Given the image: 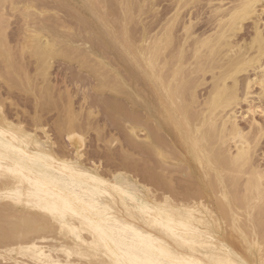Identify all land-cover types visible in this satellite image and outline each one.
Wrapping results in <instances>:
<instances>
[{"label": "bare ground", "instance_id": "bare-ground-1", "mask_svg": "<svg viewBox=\"0 0 264 264\" xmlns=\"http://www.w3.org/2000/svg\"><path fill=\"white\" fill-rule=\"evenodd\" d=\"M7 1L0 0V15L3 14V4ZM68 1L70 3L71 0ZM86 1L100 9L103 6L101 0ZM182 1L188 3L195 0ZM113 3H110L111 6ZM131 3L132 0H125L121 3L125 14L135 10L133 8V11L131 10ZM185 3L183 6L186 5ZM241 3L242 0H235L228 9L227 7L225 10L216 8V12L221 14H219L220 17L217 19L213 32L204 37L197 35L198 38L195 37L196 39L191 37L194 41L191 42L189 48L186 46L185 38L169 51H166L167 48L173 45L175 41L174 31L172 32L174 19L167 23L159 35L157 34L153 39L150 37L151 40L147 41L148 43L142 44L144 38L137 41L129 33L126 25L129 19L125 15L124 19L121 17L118 22L112 18L117 26L114 30L110 28V32L122 49V56L125 59H132L141 70L147 87H149L154 101L156 100L159 118L152 119L151 123L154 121L153 126L151 125L152 128L148 123L150 129L143 125L140 129V126L133 124L134 122H129L125 126L128 130L126 140L133 149L121 147L123 150H119L122 152V162L115 165L118 167L109 166L104 169L101 168L102 165L99 166L94 161L90 166L86 165L85 159H88L84 152L86 131L81 123L78 124L82 122L78 120L81 118V111L79 113L73 109L68 91L55 93V87L51 86L48 79L51 62L57 57L73 59L75 51L69 47H59V42L54 37L49 38L43 35L41 30L33 28L36 33L35 37L25 39L24 35L21 43L16 42L17 45L14 44L15 49L18 47L17 51H14L12 49L14 46H10V41L8 43L4 32L3 38H0V82L8 89L17 88L22 91H31L39 111L43 109V111L48 109L50 112L51 109L59 111L60 116H58V123L56 124L57 132L60 137L64 136L62 139L67 140L72 155H69L65 150L68 148L65 146V142L63 146V143L61 144V142L56 141L57 139L51 138L48 130L45 129L43 116H40L41 112H38L40 115H33L31 130L26 128L20 120L21 118L17 120L14 118L15 120H13L5 112L0 117V131L4 132V136H0V141L3 142L0 145V150L4 152L2 161L5 168L4 174L7 175V168L15 167L17 163H20L24 169V176L27 178L0 179V193L17 194L15 202L7 198L0 199V205L10 209L7 213L4 212V216L0 218V264H51V261L69 264L70 260L76 264H95V258L90 261L86 253L93 243L100 241L89 221L98 219L105 208L109 210L108 214L113 216L114 220L121 221V225L127 223L135 226L146 236H151L154 241H162L166 246H174L176 242L166 229L156 223V218L166 221L170 217L176 224L182 218L191 219L194 227H199L201 230L209 229V234L213 235L212 243L215 247L197 248L194 253H191L193 258L200 261L201 264L204 261H208L209 264H213V261H216L217 264H237L238 259L259 264V248L253 247L250 251L249 245L253 242L255 244L264 243V182L260 176L264 167L257 162L255 157L262 131L257 121L255 124L252 123V120H255L254 117L250 118L248 127L240 125L236 115L238 108H235L244 101V96L253 101L257 100L258 102L259 100L258 81L261 78L260 69L264 65H261L260 29H258L256 21L252 25L253 32L248 33L247 45L242 47L245 42V39H242V45H236L234 53L232 50L234 54L232 58L231 55L230 57L224 56L229 53L226 50L231 51L233 49L230 44L232 37L234 38L236 33H239L238 31L243 28L244 22L250 19H241L238 26L234 24L232 18L239 10ZM81 5L83 4L81 3ZM109 6L106 9L108 11ZM143 6L141 8L144 10ZM180 6L177 8L179 9ZM92 10L94 11V9ZM84 11L87 12V10ZM79 13L84 16L83 12ZM130 14L129 16H132ZM101 16L103 15L101 14ZM24 17L26 18L25 13ZM183 22L185 23V21ZM105 24L109 23L105 22ZM190 27V24H184L182 26L184 33L187 34L192 28ZM25 30L27 31V29ZM42 30L45 29L42 28ZM105 41L107 42V40ZM50 44L52 47H49ZM119 47L116 48L120 49ZM82 50L85 51L83 48ZM81 53L78 56L80 65L90 68L99 76V84L96 87L98 92L101 94L110 92L119 97L124 94L129 100L133 96L140 97V94L130 92V86H127L125 77H121L118 73L116 75L112 73L111 78H109L107 71L102 68L104 66L100 59L90 56V54ZM27 54L33 57L36 62L32 74L23 64V58ZM223 56L229 58L226 64L219 61L221 57L224 58ZM90 57H94L91 60L94 59L95 64L90 63ZM132 61L130 60V62ZM246 64L247 67L244 66ZM249 70L254 72H252L253 77L247 73ZM119 73L121 74V72ZM246 73L248 75L245 76ZM206 74L210 76V80L207 81H210L208 83L210 87L205 94L200 95L199 88L207 83ZM230 76H234L236 79V86L241 93V99L239 103L231 106L230 110H226L221 103V93H227L228 89L232 87L229 81ZM37 79L41 82L38 88L35 84V81L38 83ZM250 82L251 91H249ZM254 85L257 87L255 90L253 89ZM252 94L256 97L250 96ZM5 100L6 98L0 95V107L4 108ZM118 105L119 103L114 101L110 106L115 110L118 109ZM145 105L147 104L145 103ZM247 105L248 109L246 110L249 112L252 105L249 103ZM92 114L93 111L89 110L87 116ZM123 119L124 117H122V122ZM83 122L87 121L83 120ZM124 122L127 123L126 120ZM235 129H239L240 133L243 134V141L234 135ZM37 130L41 131L44 138L38 135ZM96 130V135L99 137V129ZM138 132H143L140 142L136 140ZM165 133L168 135L172 133L177 138L181 149V151L178 150V158L177 156L174 157L173 150V153L170 152L168 148L170 145H165V139H163ZM69 135L73 137V140L68 139ZM13 136L16 138L13 139ZM80 137H83V143H81ZM112 141L107 140L106 144L109 142L111 144ZM117 143L119 144L120 141L118 140ZM9 145L18 149L17 152L12 153L11 158H9ZM247 145H251L247 166L240 167L236 163L237 158L245 153ZM77 146L81 149L78 166L75 170H66L64 165L67 162L77 160ZM132 150L133 152L137 151V153H132ZM21 153L27 155H21ZM138 155L141 156L142 160L140 156L138 158ZM131 157L142 161L141 166H138L139 171L137 170L138 167L137 169L131 167L132 163L128 164L131 161L128 159ZM94 158L96 157L94 156ZM176 159L182 161L183 165L179 167L174 161ZM169 161L174 163H169ZM172 165H177L181 171L180 169H172L173 171H171ZM174 172H180L178 174H181L183 178L186 177V181L188 178L196 177L197 186L177 183L173 176ZM138 175L141 179L137 178ZM29 179L32 181L39 180L41 186L38 188L35 183L29 184ZM129 189L136 193L140 204H134L133 201L122 195V191ZM101 193H106V195ZM64 200L71 201L73 209L65 211L63 215L54 216L53 212L57 206L60 209L63 208ZM91 205H97L99 210L93 211ZM141 205L145 207L148 215L138 210ZM162 213H164L163 216ZM201 220L204 221L203 224L200 223ZM113 226L119 227V225ZM245 238H247V242ZM66 250H71L74 253L81 252L85 255H73L70 258L66 255ZM101 259L107 261V264H111L107 257Z\"/></svg>", "mask_w": 264, "mask_h": 264}, {"label": "rangeland", "instance_id": "rangeland-1", "mask_svg": "<svg viewBox=\"0 0 264 264\" xmlns=\"http://www.w3.org/2000/svg\"><path fill=\"white\" fill-rule=\"evenodd\" d=\"M78 1L79 0H76V2H75V0H73V1L71 0L69 3L68 0L67 1H65V0H15V2L18 5L31 4V5L36 7V12L32 14V16H34V17H32V19H31V24H30L31 28L41 30L42 34L49 37V38L54 37L57 40V42H59V47H69L72 51H75L74 56L72 57L73 59L57 57L51 62V66L49 68L48 79H49V82L51 83V86L53 88L55 87V89H54L55 93L58 91L59 92L63 91V93H64V91H66V92L68 91L70 96H71V102L73 105V109L74 110L76 109L75 111H77L79 113L81 111V113H82V114L80 113L82 119L78 118V120L82 121V122H79L78 124L81 123V125L83 126V129H85V131L87 133V135L85 133L86 138L84 141L86 143V145L84 143V145L86 146V148L84 146L85 156H88L87 157L88 159L87 160L85 159L86 165L90 166L92 164V161H94L97 164H99V166L102 165L103 166V167L101 166L102 169L107 168L109 166L110 167H112V166L118 167L115 165L120 164L123 160L122 152H120V150H123V149H121V147H125V149L127 147L129 149H133V147L131 145L127 144L126 135H127L128 130L125 126H127V124L129 122L130 123L134 122L133 124L140 126L139 127L140 129L143 126L145 128L150 129V128H152V126L154 124L153 123L154 121L152 122L153 124L151 123L152 119L155 120L156 118H159V116L157 115V110H156L157 109L156 100L154 101L153 95L150 93L151 91L149 90V87H147L148 85L146 84L145 78L142 76L141 70L137 67V64L134 61H132V59H128V58L125 59L122 56V49L119 47L117 40L111 34L110 28H113V30H114L115 27L117 26L116 25L117 23H115V21L118 22V20L121 19V17H122V19H124V15H125L129 19V21H130V19L132 21V22L127 21V23H126L129 33H131L132 37L134 36L135 40H137V41L140 38H144V42H141L143 44V43H148L147 41L153 39L154 36L156 37L157 34L159 35L160 32L163 30V28L167 25V23H169L170 20L174 19L173 26H172V32L174 31V33H175V34L173 33V35L175 36V41L173 43L174 46L170 45L166 51H169L172 48H174L177 45V43L179 45L185 38H186V44H187V45L186 44L185 45L188 46L187 48H189V46L191 45V42L194 41L193 39H196L198 37H204V36H206L209 33L214 31V29L216 27L217 19L220 17L219 14H221L219 12H216V8H219L221 10H225L227 7V9H228L230 7L231 3L233 4L235 2V0H195L194 2L191 1L192 4L190 1L188 3H185V1H182V0H152V2H151V0H142V1L141 0H139V1L138 0H132L131 10H132V8H133V10L134 9L135 10L134 11L132 10L133 11L132 13H131V11L127 12V14H125V12L123 11V8L121 7V5H122L121 3L124 2L125 0H122L121 2H119L120 0L119 1L109 0L111 2H109L108 0H107V2H105L106 0H101V1H103L101 3L103 5L101 7V9L99 7L97 8L96 5L90 4L86 0H80V2H78ZM221 1H223V2H221ZM7 3L9 5H11L12 0H8ZM71 3H72V5H71ZM73 3H74V5H73ZM78 3H80V4L78 5ZM81 3L83 5H81ZM88 3H89V5H88ZM110 3L111 4L113 3V5H112L113 8H112ZM119 3H120V7H119ZM134 3H136V4L134 5ZM183 3H185L186 5L183 6ZM69 4H70V6H69ZM104 4L106 5V7H104L105 6ZM114 4H116V5H114ZM132 4L134 5V7L135 6L136 7L134 8ZM193 4H195V5H193ZM191 5L193 6V10H192ZM73 6L74 7L76 6V7L74 8ZM108 6H109V11L111 14L109 13L108 10H106V9H108ZM141 6H143L144 10L141 8ZM179 6H180V8L178 9L177 7H179ZM121 8H122V10H121ZM190 8H191V11H190ZM222 8H224V9H222ZM76 9H78L79 11H77ZM92 9H94V11ZM102 9H103V11H102ZM112 9L114 11L117 9V12L115 11L116 14L114 13V11L112 12ZM84 10H87V12ZM3 11H4V9H3ZM98 11H100V12H98ZM260 11H264V9L259 10L256 13V15L254 16V18H250L247 21H245L244 22L245 24H243L244 25L243 28L240 31H238L239 33H236V36L234 38L232 37V40H230V41L233 44L230 41L229 42L233 46V47H231L233 49H231V51L226 50L229 53H226V55H224V56L230 57V55H231V58H232L234 55L233 53L235 52L234 50L236 49V45H238V44L242 45V42H243V41H241L242 39L243 40L245 39V42L243 43L244 46H242V47H245V45H247L246 42L249 41V34H251L253 32V26L252 25H254V21L257 22V26L259 27L258 29H261L262 17L259 14ZM25 12H26L25 9H21L19 11L13 12L11 7H9L10 19H9L8 24H7V28L5 29V36L7 38L8 43L10 41V46H14V47H12V49H14V51H17L18 47L15 49V47H16L15 45H17L18 42L19 43L22 42L23 37L25 35V31H26L25 29H27L29 27V24L27 23L26 18L24 17ZM41 12L43 13V15H39V13H41ZM79 12H83L84 16L82 13H79ZM123 12H124V14H123ZM188 13H189V15H188ZM101 14L103 16H101ZM129 14L132 16H129ZM104 15H105V17L107 16L108 18L107 17L105 18ZM179 15H180V17H179ZM112 18H114L116 20L113 21L114 19H112ZM179 18H180V20H178ZM181 18H182V20H181ZM99 19L101 20V22ZM257 19H258V21H257ZM110 21H112V22H110ZM177 21H178V23H177ZM183 21H185V23ZM44 22H46V23H44ZM105 22L109 23V24L104 25ZM113 23H114V25H113ZM37 24L39 27L37 26ZM49 24H50V26H49ZM182 24L183 25L184 24H186V25L190 24L191 25L192 28L190 27L191 29L189 30V32L187 34L184 33V31L182 29V26H183ZM40 25H42V26H40ZM107 25H110V26H107ZM162 25H164V26H162ZM251 26H252V28H251ZM42 28L45 30H42ZM129 28L131 31L129 30ZM95 29H96V31H95ZM23 30H24V32H23ZM99 30H101V31H99ZM97 31H99V32H97ZM98 33H101V34H98ZM189 33H191V34L189 35ZM104 34H105V36H104ZM101 35H103V36H101ZM179 35H180V37H179ZM197 35H198V37H197ZM150 37H151V39H150ZM58 38H60V39H58ZM176 38H177V40H176ZM105 40H107V42ZM12 42H14V43H12ZM105 46H108V47H105ZM81 47L85 51H83ZM116 47L117 48L119 47L120 49H117ZM86 49L87 50L89 49V51H87ZM112 49H113V51H112ZM232 50H233V53H232ZM80 51L81 52L83 51V52L81 53ZM80 53L81 54H84V53L90 54V56H95L98 59H100L103 66H104L102 68H103V70L107 71V76L109 78H111L110 76H112L111 75L112 73H114V75H116L118 73V75H120L121 77L122 76H123V78L125 77L124 78L125 81L127 79V81H126L127 86L128 85L130 86V90H131L130 92L138 93V94H140V97L139 96L138 97L133 96L129 100V98L124 96V94H122L123 96L119 97V96L115 95L114 93H110V92H103L102 94L100 92H98L96 90V87L99 84V76H97L90 68H87L85 66L80 65V62L78 59V56L80 55ZM228 57H224V58L221 57L222 59H225V60H222L220 58L222 61L220 59H219V61L221 63L223 62L224 64H226V62L229 60ZM91 58H94V57H90V63L93 65V64H95L94 63L95 60L94 59L91 60ZM130 60L132 62H130ZM23 64L25 65L26 68H28L29 73L32 74L34 72L33 68H35L36 62H35V59L33 57L29 56V54L24 56ZM119 65H121V66H119ZM30 70H31V72H30ZM110 70H112V72H110ZM118 71L121 72L122 75ZM252 72H253L252 70L251 71L249 70V72H247V73L253 77L252 74L254 72L253 73ZM247 73L245 74V76L248 75ZM205 77H207L206 82L208 81V79L210 80V76L208 74H206ZM37 81H38V83L35 81V84L38 88V86H39V84H41V82L39 79H37ZM243 81H244V78H243ZM208 83H210V81L205 83L201 88H199V91H201V92H199L200 95L205 94L207 92L208 88L210 87V84H208ZM1 84L4 85L3 83L0 82V95H1V97L6 98L5 101H7L6 103L4 102V109H5L4 112L10 118L12 117L11 119H13V120H15V119L17 120V119L21 118L20 120L25 124L26 128H28L29 130L32 129L33 115L39 114L38 112H41L40 113L41 115L40 114L39 115L41 117L43 116L42 117L43 119L42 118L41 119L43 120L44 125H46L45 129L48 130V133L50 134L51 138L53 140L57 139L56 141L61 142V144L63 143L62 144L63 146H64V142H65V146L68 147L65 150L69 153V155H72V152L69 150V146H68L69 144H68L67 140L65 138L62 139L64 136L60 137L58 135V132H57L56 124L58 123V116H60L59 111L54 110V109H51V112L48 109H46V111H43L44 109L42 111H39L38 107L35 104L33 93L31 91H22V90L17 89V88L8 89L5 85L2 86ZM144 87H145V89H144ZM253 89L255 90V89H257V87L254 85ZM139 92H141L142 94ZM254 94H252L250 96H253ZM32 97H33V99H32ZM114 101L119 103L118 109H115V110L112 108V106H110V105H112V102H114ZM131 101H133V102H131ZM11 102H13V103H11ZM255 102H256L255 104H258L257 100H255ZM145 103L147 105H145ZM120 105L122 106V108ZM136 105H137V107H136ZM140 105H142L143 108L140 107ZM237 106L235 108H238V109H236V111L237 110L239 111V112L238 111L236 112L237 113L236 115L238 118L237 120H238L239 124L241 123L240 125H242L244 127H248L247 125H248V122H250L251 117L249 116V112H247L248 110H246V109H248L247 103L242 101V102H240V105H237ZM256 106L259 107V104L255 105V107ZM119 107H120V109H119ZM140 109L143 111V113ZM89 110L93 111V114L91 116H87V113ZM124 111H126L125 112L126 114L124 113ZM119 112H120V114H119ZM117 113L119 114V116H117L118 115ZM139 113H140V115H139ZM247 114H248V116H247ZM80 115H79V117H80ZM133 115H135L134 118H133ZM121 116L124 117L123 122H122ZM137 116L139 119L137 118ZM84 117H85V119H84ZM253 117H254L255 121L258 122L257 124L261 126V122H262V120H264V118H262L258 113ZM119 118H121V119H119ZM136 118H137V120H136ZM144 118H146V119L144 120ZM83 120H85L87 122H83ZM125 120H126V122L128 120L129 121L127 123H125L124 122ZM138 120H140V121H138ZM145 121H146V123H145ZM148 123L150 126L152 125L150 128H149ZM245 123H247V124H245ZM84 126H85V128H84ZM96 129H99L98 130V133H100V135L98 134L99 137H97V135H96L97 134ZM37 132H38L39 136L44 138L42 136L43 134L41 133L40 130H37ZM165 134L166 135H164V138H163V139H165L164 143H166L165 145H167V144L170 145V146H168V148H169L171 153L174 152L176 154V155L173 154L175 157L179 154L178 150L181 151L180 146L178 144V140L175 137V135L172 133H170L169 135H168V133H165ZM142 136H143V132H138V137L136 138L137 142H140V138L142 139ZM113 137H115V140L118 139L120 141V143L119 144L117 143L118 140L116 142H114L115 140L112 141ZM60 140H62V141H60ZM107 140L112 141L111 144H110V142L108 144H106ZM120 145H122V146H120ZM172 150H173V152H172ZM135 152L137 153V151L133 152V150H132V153H135ZM256 154L257 155L255 157L258 160L257 162H259L261 164V166L264 167V141H262V140L260 141V143L257 147ZM94 156L96 158H94ZM139 156L140 155H138V158H139ZM177 158H178V156H177ZM140 159H141V156H140ZM140 159H137L135 157H131L130 159H128L131 161L129 163L128 162L127 163L129 165L132 163L131 167L137 169V167L141 166V164H142L141 163L142 161H140ZM137 161H139V162H137ZM174 161L178 164L179 167L183 165L182 161H177V159ZM169 163H174V162L169 161ZM179 167L177 168V165H172V167H170V170L173 171L174 169H180ZM137 170L139 171L140 168L138 167ZM180 171H181V169H180ZM178 173H180V172H174L173 173L174 179L177 183L180 184V182H181V185H183V183H184V185L186 184V185H196L197 186L198 181H197L196 177L188 178V180L186 181L185 180L186 177L183 178L182 175L178 174ZM137 178L141 179V177L139 175L137 176ZM0 206H1L0 207V218H2L4 216V214L7 213L10 209L6 208L7 206H4V205H0Z\"/></svg>", "mask_w": 264, "mask_h": 264}, {"label": "snow or ice", "instance_id": "snow-or-ice-1", "mask_svg": "<svg viewBox=\"0 0 264 264\" xmlns=\"http://www.w3.org/2000/svg\"><path fill=\"white\" fill-rule=\"evenodd\" d=\"M9 7H11L13 12L19 11L21 9H26L25 16L26 21L29 24L27 31L25 33V39H31L35 37L36 33L30 27L32 14L36 12V7L28 5H18L15 0H12L11 5L7 2L3 4V14L0 15V38H3L5 29L10 19ZM264 9V0H242L239 10L233 16V22L238 26L241 19L254 18L256 13ZM260 16L262 17V27L259 32V41L261 49V65H264V11H260ZM43 15V13H39ZM49 47H52L50 44ZM27 51V48H25ZM254 63V62H253ZM247 67V64L244 65ZM261 78L259 79V107H255V101L250 100L247 96H244V102L252 105L249 111V116L253 117L257 113L264 118V67L260 69ZM229 81L232 87L228 89L227 93H221V103L226 110H230L231 106L240 102L241 93L236 86V79L234 76L229 77ZM249 91H251V82L249 84ZM7 101H5L6 103ZM5 109L0 107V117L3 116ZM215 123V121H213ZM255 124V120H252ZM11 127V125H9ZM261 140L264 141V120L261 122ZM234 135L238 136L241 141H243V134L240 133L239 129H235ZM0 136H4V132L0 131ZM16 137L13 136V139ZM27 139V138H26ZM69 140H73L71 135L68 136ZM81 143H83V137H80ZM0 141V145H2ZM75 146V142H74ZM9 147V158H11L12 153L18 151L16 148ZM251 145H247V150L244 154L237 158V165L240 167L247 166L249 159ZM81 149L76 147L77 160L67 162L64 167L66 170H75L79 163ZM21 155H27L26 153H21ZM4 152L0 150V179L10 180L16 179H27L24 176V169L20 163H17L15 167L7 168L5 175V168L3 166ZM31 159V158H29ZM261 180L264 182V170L260 172ZM29 184L35 183L39 188L40 181H32L29 179ZM122 191V190H118ZM106 195V193H101ZM122 195L127 197L128 200L133 201L134 204H140L137 200L136 193L129 189L128 191H122ZM10 199L14 202L16 201V193H0V199ZM93 211H98L99 207L97 205H91ZM73 209V203L69 200L63 201V208L60 209L59 206L54 210L53 215H63L65 211H71ZM139 211L148 215L144 206H140ZM47 211V209H46ZM109 210L104 209L100 214L99 218L96 220H90L89 223L99 236V243H93L91 248L87 251V258L92 261L95 258V264H107V261L101 259L102 257H107L111 264H201L200 261L193 258L191 253H194L197 248L208 249L213 248L215 245L212 243L213 235L209 234V229L201 230L199 227H194L191 219L181 221L176 224L170 217L168 220H163L161 218H156V223L160 227L166 229V231L171 235V237L176 242L174 246H166L162 241H154L151 236H146L142 231H139L137 227L124 223L121 225V221L114 220L113 216L108 214ZM162 216L164 213L161 214ZM201 224L204 223L203 220L200 221ZM113 225H119V227H114ZM235 225V221H234ZM247 242V238H245ZM253 247H257L260 250V261L259 264H264V243L255 244L254 242L249 245V250ZM66 255L72 257L73 255H85L84 253L77 252L74 253L71 250H66ZM51 264H60L58 261H51ZM69 264H76L74 261H69ZM203 264H209L208 261H204ZM213 264H217L213 261ZM237 264H252L251 261L237 260Z\"/></svg>", "mask_w": 264, "mask_h": 264}]
</instances>
